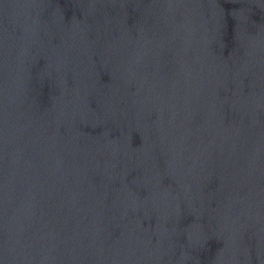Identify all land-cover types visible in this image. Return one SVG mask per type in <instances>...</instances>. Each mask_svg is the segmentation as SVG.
I'll return each mask as SVG.
<instances>
[{
    "label": "water",
    "instance_id": "water-1",
    "mask_svg": "<svg viewBox=\"0 0 264 264\" xmlns=\"http://www.w3.org/2000/svg\"><path fill=\"white\" fill-rule=\"evenodd\" d=\"M0 264H264V0H0Z\"/></svg>",
    "mask_w": 264,
    "mask_h": 264
}]
</instances>
